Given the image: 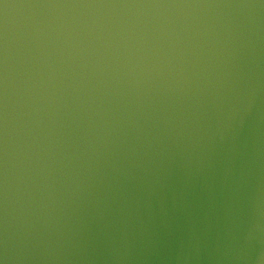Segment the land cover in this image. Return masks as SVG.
Instances as JSON below:
<instances>
[{"label":"water","instance_id":"1","mask_svg":"<svg viewBox=\"0 0 264 264\" xmlns=\"http://www.w3.org/2000/svg\"><path fill=\"white\" fill-rule=\"evenodd\" d=\"M0 264H264V0H0Z\"/></svg>","mask_w":264,"mask_h":264}]
</instances>
